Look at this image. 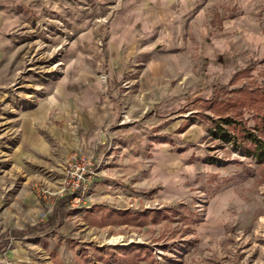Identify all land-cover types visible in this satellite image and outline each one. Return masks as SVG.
I'll list each match as a JSON object with an SVG mask.
<instances>
[{"label":"rangeland","instance_id":"rangeland-1","mask_svg":"<svg viewBox=\"0 0 264 264\" xmlns=\"http://www.w3.org/2000/svg\"><path fill=\"white\" fill-rule=\"evenodd\" d=\"M181 1L56 0L63 5L29 11L30 27L16 31L9 70L0 63V264H264V158L254 152L255 141L264 146V0H187V19L199 14L205 40L169 48L151 41L152 33L138 43L141 51L148 45L211 54L196 59L207 81L211 64L224 66L227 77L212 101L191 118L208 126L202 140L186 142L172 128L168 138L149 139L154 154H124L114 137L115 148L108 143L95 157L72 156L29 178L16 159L20 117L50 95V82L75 79L83 53L113 51L116 20L142 17L143 5ZM81 157H92L97 168L85 192L57 194ZM135 157L146 158L141 169ZM99 168L101 183L93 184ZM52 182L61 188L52 190Z\"/></svg>","mask_w":264,"mask_h":264},{"label":"crops","instance_id":"crops-1","mask_svg":"<svg viewBox=\"0 0 264 264\" xmlns=\"http://www.w3.org/2000/svg\"><path fill=\"white\" fill-rule=\"evenodd\" d=\"M36 5L63 4L56 0H0V63L6 64L3 68L7 71L16 31H27L32 14L29 11L36 10ZM144 6L142 17L129 19L126 16L121 23L116 20L118 39L113 51H102L99 55L83 53L75 79L67 83L50 82V95L35 108L23 112L19 121L21 140L15 152L25 178L30 177L31 171L52 172L72 156H94L98 147L110 143V148L114 137L121 138L124 154L127 150L138 154L140 149L154 154V144L151 148L145 146L149 139L168 138L172 128L180 130L178 135L186 142L206 136L208 126L200 122L192 124L191 118L200 115L202 105L212 101L218 83L227 77L223 73L224 66L211 64L205 72L207 81L196 59L203 62L208 56L212 60L211 54L204 56L201 49L183 47L153 51L148 45L141 51L138 46L141 39L152 33L155 35L151 41L164 42L169 48L178 41L180 45L202 42L207 38L201 26L203 20L197 13L196 17L187 19V0L179 5ZM71 70L69 73H73ZM101 72L106 81L100 78ZM189 107L193 109L186 112ZM177 109H184L185 113L174 114ZM125 139L130 143L124 144ZM161 146L162 154L169 156L168 143L162 142ZM134 159L141 169L146 158ZM101 169L93 178V184L96 180L101 183L98 178ZM49 186L57 191L61 182H52ZM98 193L99 198L102 197L100 191Z\"/></svg>","mask_w":264,"mask_h":264},{"label":"built area","instance_id":"built-area-1","mask_svg":"<svg viewBox=\"0 0 264 264\" xmlns=\"http://www.w3.org/2000/svg\"><path fill=\"white\" fill-rule=\"evenodd\" d=\"M106 80V77H102ZM97 171L95 162L92 157H81L76 160L75 163L70 164V170L67 171L69 178L65 179L62 188L57 194H62L65 191L73 189H79L83 193L85 192L89 178L92 177Z\"/></svg>","mask_w":264,"mask_h":264},{"label":"trees","instance_id":"trees-1","mask_svg":"<svg viewBox=\"0 0 264 264\" xmlns=\"http://www.w3.org/2000/svg\"><path fill=\"white\" fill-rule=\"evenodd\" d=\"M223 122H225L226 124H228L229 126L232 125V122L227 120V119H222ZM215 135H218L219 137L221 138H224V136L220 135L218 132L217 134L214 133ZM245 137L249 138V139H246L248 141H250L251 137L252 136H246ZM262 143L259 144V142H254V145H255V148H254V152L257 153V156H259L260 159H263L264 158V146L261 145Z\"/></svg>","mask_w":264,"mask_h":264},{"label":"bare ground","instance_id":"bare-ground-1","mask_svg":"<svg viewBox=\"0 0 264 264\" xmlns=\"http://www.w3.org/2000/svg\"><path fill=\"white\" fill-rule=\"evenodd\" d=\"M262 219V222H264V218H261Z\"/></svg>","mask_w":264,"mask_h":264}]
</instances>
